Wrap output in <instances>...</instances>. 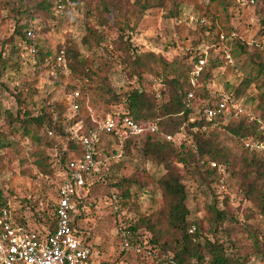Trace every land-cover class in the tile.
<instances>
[{
  "label": "rangeland",
  "instance_id": "rangeland-1",
  "mask_svg": "<svg viewBox=\"0 0 264 264\" xmlns=\"http://www.w3.org/2000/svg\"><path fill=\"white\" fill-rule=\"evenodd\" d=\"M37 1L25 0L28 6L35 5ZM114 2L117 9L111 0H81L79 3L70 2L66 10L57 11L52 5L50 9H31L29 14L17 13L25 8L19 0H0V57L3 58V62H0V143L6 145L0 149V181L5 195H10L16 217H29L27 223L33 229H42L44 213L52 215L54 212L58 183L63 174L52 178L40 172L34 164L33 153L45 146L26 136L18 123H12L10 113L16 114L18 109L23 108V111L28 109L36 114L52 102L65 103L73 85L85 87L84 105L80 110L82 117L91 115L99 119L121 109L123 103H110L109 99L113 101V92L124 95L130 89L131 69L125 55L128 43L136 52L134 55L143 58V67L139 69L142 73L140 79L146 82L149 90L160 87L158 77L153 72L158 66L149 59L153 53L162 56L167 63L182 60V65L186 66L192 63L193 58L205 54L208 68L218 58V63L223 64L211 69L212 91H233L241 85L252 72L249 53L257 55L258 60H264V51L257 46L260 36L254 8L239 9L236 2L226 7L222 1L216 0ZM177 9L178 17H171V13ZM232 12L235 16L230 18ZM124 21H129L134 28L125 29L127 35L122 39L119 35ZM16 23L34 27V40L52 53L45 64L38 66L30 51L11 53L8 40L13 36ZM211 27L215 28L216 33H210L208 29ZM234 27L238 29V38L226 43L221 35L229 34ZM89 28L98 31L97 35L101 38L99 45L96 39L97 42L92 40V44H83ZM217 41L220 49H230L226 55L227 61L216 46ZM68 42L78 44L81 60L94 71L93 81L73 75L66 58V68L55 61L56 53ZM240 43L247 46L246 51H239ZM233 51L237 53L233 55ZM60 66L63 73L58 74ZM102 86L111 87L112 93H103L100 90ZM241 97L245 100L246 108L256 114L262 113L260 105L262 102L264 105V96L255 83ZM223 121L227 122V119ZM216 130L220 143L230 149L229 163L223 164L225 171L219 170L222 185H219L215 174L207 172L208 156H197L196 162L190 166L175 158L180 150H196L194 131L184 127L175 135L178 145L182 143L184 147L182 149L177 145L176 151L168 159L177 168L186 186V204L190 210L188 219L191 222L201 220L203 235L225 241L229 255L248 254V264H264L253 245L254 235H258L261 242L264 241V200L260 196L264 182L243 161L241 141L221 125ZM40 134L43 136L42 129ZM58 139L63 147L66 139ZM107 145V141L101 143L97 159L102 168L110 165L113 168L107 178L88 175L86 182L90 194L85 201V213L77 220L80 239L90 246L92 264H140L131 250L122 253L123 241L117 222L119 217L111 197L114 188L109 183L125 177L138 180L131 185L126 183L122 189L128 188L129 196L119 202L121 215L125 214L121 219L127 224L139 221L141 234L148 238L155 237L150 223L155 224L161 240L174 245L178 234L168 225L167 202L159 184V179L166 173V162L146 155L141 140L133 142L120 156ZM54 150L59 148L46 149L55 156ZM258 155L264 160V152ZM224 181L226 189L223 188ZM214 203L220 209L227 210L233 216V221L228 218L221 223L214 221L215 214L209 209V205Z\"/></svg>",
  "mask_w": 264,
  "mask_h": 264
},
{
  "label": "trees",
  "instance_id": "trees-1",
  "mask_svg": "<svg viewBox=\"0 0 264 264\" xmlns=\"http://www.w3.org/2000/svg\"><path fill=\"white\" fill-rule=\"evenodd\" d=\"M19 1L21 2V5H25V8L21 10L19 9L17 13L27 12L30 14L31 9H50L52 5L55 6L56 10L58 5H62V10H66L67 5L70 2L79 3L81 0H39L33 6H28L25 0ZM216 1H222L226 7H228L227 5L233 6L232 2H236V6L238 5L239 9H242L243 7L254 8V13L258 16L259 27L257 32L260 36L257 46L264 51V0ZM111 2L116 8L117 3L114 2V0H111ZM12 9H14V7H12ZM171 14V17H178V9ZM234 16V12L229 14L230 18ZM133 28L134 26L131 25L129 21H124L123 25L120 27L121 33L119 38L124 39L127 35L125 29L133 30ZM29 30L32 32L35 31L34 27L30 24L16 23L13 36L8 40V43L11 44V53H25V51H30V48L34 45L37 48V53L35 55L37 60L36 64L38 66L40 64H45V60H47L52 53L40 46V44L34 39L30 38L27 35ZM208 30H210V33H216L214 27H211ZM232 31L238 32V29L234 27L229 32ZM97 32V30L89 28L87 35L83 39V44H92V40L96 39L99 42L97 45H99L101 38L98 37ZM216 46L220 49L218 41ZM246 48L247 46L245 47V44L240 43V52L246 51ZM213 49L214 48H212V50ZM61 50H64L65 52V58L67 59L69 67L68 69L72 71L73 75H77L80 79L85 80V78H89L90 81H93L94 71H92L91 68H88L81 60V51L77 43L73 44L72 42H68L65 44L64 48L60 49V51ZM220 50L223 58L227 61L228 58L226 55L230 49H228V51L226 48ZM135 53L136 52L133 51L131 43H128V46L125 49V55L128 58L127 64L131 69V78L129 80L130 89H128L124 95L113 92V101H110L111 99H109L110 103H123L124 106L121 109H117L109 115L99 117V119H96L91 115L82 117L80 115V110L84 105L85 87H77L73 85L65 103L56 101L52 102L43 107L36 114L28 109L23 111V108H20L16 114H9L11 122L18 123L26 136L31 137L33 140L44 145L46 149L59 148V150H54L56 154L55 156H53L52 153H48L45 148H39L33 153L35 158L34 164L39 168L40 172L53 178L54 176H58L59 173L65 174L68 170L70 161L76 156L81 155L84 151V146L80 139L72 137V130H75L78 136H81L86 134L89 129L96 127L97 123L95 119L102 120L111 116L116 120H120L125 115L132 117L145 128V131L142 134L127 138H121L116 134H112L108 138L107 146H110L113 149V152L120 156L124 152L126 153L127 149L133 142L141 140L144 142L143 152L146 155L152 156L154 159L161 158L163 162H166V173L159 179V184L167 202L166 211L168 225L178 234V236L175 239L174 245L167 240L162 241L159 237V231H156V225H152L151 223L150 229L155 231V237L148 238L147 236H143L140 231V222L138 221L133 224L125 223L124 219H121L125 214L121 215L122 213L118 208L115 211L119 217L117 222L120 224L119 227H123V229L129 233L130 241L141 245L145 251L152 250L160 256L166 255L167 258L163 260L164 264H248L250 261V255H229L227 253L228 247L226 246L225 241L201 233V220L193 222L189 221L188 217L190 215V210L186 204V186L182 182L177 168L172 165L170 159H168L176 151L178 143L175 139H166L164 135H176L181 132L184 127L190 131H194L193 134H195L196 150H185L186 152L180 150L179 153L175 155V158L185 166H190L196 162L197 156H208L209 168L207 169V172L209 174H215L219 185H222L219 181L222 174L219 173L218 167L212 166L213 162L217 163V165H228L229 163L230 149L220 143V138L216 130L217 126L221 125V127H224L226 131H229L234 138L238 139L239 142L241 141L244 152L243 161L252 172H257L258 176L264 182V160L259 157L258 154L260 152L258 153L246 147V140L248 138H263L258 119L261 118L264 120L263 102L260 105V109L262 110L261 114H256L255 111L251 109L256 115L254 118L246 114L236 115L235 113H231L227 117V122H224L222 119L207 121L205 118V109L216 106L219 101L220 91H212L213 89L211 87V69L223 64L218 63V58L212 61V65L209 68L208 62L204 65L197 85L193 86L190 81V73L196 63H198L199 59L204 57L205 54L193 58L192 63L186 66V64L182 65V60H175L172 63H167L162 56L153 53L149 56V59L151 62L154 61L158 66V69L153 72L158 77L157 80L160 83V87H155V89L149 90L145 85L146 82L143 79H140L142 73L139 69L143 67V58L140 55H134ZM236 53L237 52L233 51V55ZM249 54L252 72L243 80L240 86L235 87L233 91H228L235 95L244 107H247V105L241 96L245 93V90L254 83L262 90V95L264 96V60H258L257 55ZM0 62H3L2 57H0ZM6 62L3 64L5 65ZM60 65L62 66V64ZM61 66L57 71L58 74L63 73L61 72ZM160 68H162L161 71ZM85 84L87 85V83H84V85ZM100 90L105 94L113 91L111 87L105 88L104 86H102ZM76 91L80 92V96L75 97ZM190 94H192V96H190ZM19 100L23 104V101L20 98ZM75 102L79 104V109L74 107ZM195 115L196 117L193 118ZM153 123H157L159 127V131L156 133L146 130ZM47 128L53 130L52 135L48 134ZM41 129L43 130V136L40 134ZM60 137L66 139L63 147L59 144L58 138ZM5 146V144L0 143V149L5 148ZM178 146L182 147V149L184 147L182 143ZM98 154L99 152H97V156ZM112 168L113 165L103 167V177L105 176V178H107L108 173ZM194 169H196V167H194ZM87 178L88 175L86 174V179ZM62 180L63 178L58 183L57 201L53 206L54 215L53 213L52 215L44 213V227L42 229L31 228L29 223H27L29 217L18 219L15 215L16 223L22 225L27 230L39 233L40 236L54 233L57 228L56 208L59 200V187ZM106 182L108 183V180ZM137 182L139 181L136 179L125 177L119 181L109 183L110 186L114 188L111 197L117 199L118 202H120L123 197L127 198L129 196V189L127 188L122 191L124 185L126 183L131 185ZM118 188L121 193L118 191ZM224 189H226L225 181ZM89 194L90 189L86 182L83 189H81L79 194L74 198L81 212L74 217L73 227L78 231L77 236L80 238L81 235L77 228V220L85 213V201ZM261 195L264 200V184L263 191L260 192V196ZM9 196L5 195L4 188L0 181V209L7 205V202L10 200ZM262 208H264V201ZM209 209L215 214L214 221L221 223L223 220H227V218L233 221V216H230L227 210L220 209L215 203L209 205ZM147 220L148 219H145V221ZM217 228L218 227H216V229ZM253 238V245L256 249L255 253L260 255L261 259L264 261V241L261 242L258 235H254ZM83 243L84 245L89 246L84 239ZM125 252L129 253L130 251L123 248L122 253ZM131 253H133L140 264H151L145 255L138 254L134 251H131ZM92 263L93 260L91 261V264Z\"/></svg>",
  "mask_w": 264,
  "mask_h": 264
},
{
  "label": "built area",
  "instance_id": "built-area-1",
  "mask_svg": "<svg viewBox=\"0 0 264 264\" xmlns=\"http://www.w3.org/2000/svg\"><path fill=\"white\" fill-rule=\"evenodd\" d=\"M253 2V1H252ZM62 5H58L57 11H62ZM27 35L34 39V32L28 31ZM238 33L232 31L229 34H222L221 39L226 43L230 40H237ZM30 52L37 53L36 46L30 48ZM231 58V55L228 54ZM55 61L67 67L65 52L61 50L55 55ZM206 64L204 57L200 58L190 73V81L196 86L198 79ZM80 96V92H75V97ZM192 96V94H190ZM74 107L79 109L77 102ZM207 121L216 119L226 120L231 113L236 115H249L254 118L256 115L248 108L242 106L235 95L228 91H220L219 101L216 106L205 109ZM263 138L246 140V147L263 153L264 152V120L258 118ZM96 127L91 128L84 135L78 136L75 130L71 134L73 138H79L84 146L81 155L73 158L68 166V170L63 174V180L59 187V200L56 208L57 228L54 233L40 236L35 231L27 230L22 225L16 223L15 213L12 210V202L0 209V264H91L92 252L89 246L84 245L83 240L77 236V230L73 227L74 217L79 214L78 204L75 196L79 194L86 183V174L103 176V168L100 160L97 159V152L103 141H108L112 134L121 138L142 134L145 128L132 117L125 115L120 120L108 116L102 120H96ZM146 130L152 133L159 131L157 123H153ZM49 135L53 134L51 128H47ZM166 139H175V135L165 134ZM213 167H218L224 172L223 164L212 163ZM224 188V186H223ZM115 209L119 208L117 199H113ZM123 241V248L145 255L151 264H164L166 255L160 256L155 251H145L144 248L133 243L129 239V233L119 227Z\"/></svg>",
  "mask_w": 264,
  "mask_h": 264
}]
</instances>
